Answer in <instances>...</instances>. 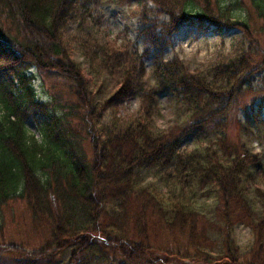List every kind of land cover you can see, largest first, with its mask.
<instances>
[{"label": "trees", "instance_id": "16d2710c", "mask_svg": "<svg viewBox=\"0 0 264 264\" xmlns=\"http://www.w3.org/2000/svg\"><path fill=\"white\" fill-rule=\"evenodd\" d=\"M150 1L168 20L149 21L148 46L96 42L92 53L82 47L91 74L76 60L68 34L93 19L99 0H0V205L24 199L33 220L50 230L52 254L74 249L68 264H111L118 252L130 260L142 254L143 260L123 264H153L148 224L155 218L188 233L190 246L201 253L197 259L213 264L217 259L197 237L198 199L210 189L221 200L222 262L264 264V152L255 154L227 136L217 149H182L191 137L226 131L224 119L259 71L256 57L246 52L207 74L190 71L178 58L164 59L185 26L248 30L235 9L242 0ZM250 1L264 20V0ZM38 75L62 82L67 98L39 101ZM165 94L186 111L183 126L158 125ZM132 97L140 100L134 116L104 121ZM30 120L40 123L41 139L29 132ZM152 169L157 182L144 185L141 174ZM239 223L252 230L250 260L233 239Z\"/></svg>", "mask_w": 264, "mask_h": 264}, {"label": "rangeland", "instance_id": "374dc122", "mask_svg": "<svg viewBox=\"0 0 264 264\" xmlns=\"http://www.w3.org/2000/svg\"><path fill=\"white\" fill-rule=\"evenodd\" d=\"M236 1L233 0V3ZM91 9L93 19H87L83 29L80 25H75L68 34L76 60L89 68L91 74L89 58L85 56L86 50H82V47H88L87 50L91 48L89 53H92L96 42H108L111 46H116L115 48L138 45L143 50L148 46L145 29L152 24L149 21L168 20L166 15L158 14V8L150 0H99L97 8ZM235 9L238 16H241L240 19L249 24L248 30L243 26H235L229 30H218L212 26H185L175 35L172 45L165 51V60L178 58L190 71L204 74L218 63L250 52L256 57L254 65L259 70L254 76L252 88L247 89L245 96L241 98L243 102L232 107L224 119L226 131L210 132L201 140L191 137L185 140L183 150L191 151L203 145L217 149L220 148L221 139L227 136L233 143L246 144L255 154L262 155L264 152V105L261 111L258 106L264 103V69L258 67L264 64V31H261L264 20L257 17L250 0H242L241 7ZM152 66V63L148 64V70ZM35 88L41 102L50 100L54 95L67 98L66 89L58 80L38 75ZM159 104L161 115L158 125L161 128H175L186 123L187 113L175 97L165 94L160 98ZM139 107L140 100L136 97L120 101L106 113L104 121L108 123L114 118L128 120L136 114ZM27 128L37 139H41L39 122L30 120ZM155 173L154 169L144 171L141 174L143 184L156 183L158 176ZM220 208L221 200L215 192L206 189L200 193L196 209L199 214L197 237L205 252L217 259L213 264H227L222 262L225 251L220 234L223 226L218 218ZM148 234L149 244L155 250L154 256L157 259L153 264H205L197 259L201 253L198 248L190 246L188 233L169 230L155 218L148 224ZM233 239L243 259L250 260L254 238L246 223L236 225ZM51 242L50 230L46 225L33 220L24 199L17 198L0 205V264H68L74 249H68L62 254H52V249L48 247ZM97 242L100 245L99 239ZM131 260H143L142 254L135 253ZM131 260L122 257L118 252L110 262L123 264L132 262Z\"/></svg>", "mask_w": 264, "mask_h": 264}]
</instances>
